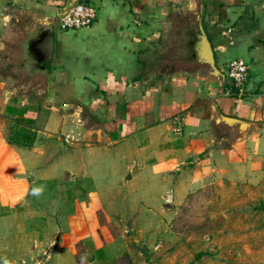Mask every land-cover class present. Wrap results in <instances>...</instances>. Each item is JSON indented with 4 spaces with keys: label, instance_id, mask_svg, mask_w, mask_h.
I'll use <instances>...</instances> for the list:
<instances>
[{
    "label": "crops",
    "instance_id": "crops-1",
    "mask_svg": "<svg viewBox=\"0 0 264 264\" xmlns=\"http://www.w3.org/2000/svg\"><path fill=\"white\" fill-rule=\"evenodd\" d=\"M78 2L96 7L93 24L55 25L51 58L29 59ZM202 7L223 85L173 65L175 26ZM236 58L242 93L227 75ZM66 177L133 218L174 214L215 181L264 184V0H0V264H78L75 243L45 250L30 207Z\"/></svg>",
    "mask_w": 264,
    "mask_h": 264
},
{
    "label": "rangeland",
    "instance_id": "rangeland-1",
    "mask_svg": "<svg viewBox=\"0 0 264 264\" xmlns=\"http://www.w3.org/2000/svg\"><path fill=\"white\" fill-rule=\"evenodd\" d=\"M67 30L57 22L55 32ZM70 179L46 186L39 202L36 191L30 202L45 215L47 252L63 242L75 243L78 264H264V210L257 208L264 184L215 181L189 194L174 214L133 218L130 209L107 211L80 189L91 190L87 181Z\"/></svg>",
    "mask_w": 264,
    "mask_h": 264
},
{
    "label": "water",
    "instance_id": "water-1",
    "mask_svg": "<svg viewBox=\"0 0 264 264\" xmlns=\"http://www.w3.org/2000/svg\"><path fill=\"white\" fill-rule=\"evenodd\" d=\"M75 5L71 3L66 9L61 11L59 17L51 22H48L42 28L41 44L36 46L34 43L30 44V50L28 55L31 59L34 53H38L34 62L37 63L41 59H50L53 52V28L59 22L60 16L64 15L68 10ZM203 7L195 16H191L190 19L184 22L178 23L175 26L174 43L172 48L173 60L180 62L176 65V68L187 70H200L201 68H208L211 75L221 80L223 85L226 81V74L223 72L216 63V57L211 40L208 33L205 30L203 20ZM41 54V56H40ZM226 120L234 121V119L226 117Z\"/></svg>",
    "mask_w": 264,
    "mask_h": 264
},
{
    "label": "built area",
    "instance_id": "built-area-1",
    "mask_svg": "<svg viewBox=\"0 0 264 264\" xmlns=\"http://www.w3.org/2000/svg\"><path fill=\"white\" fill-rule=\"evenodd\" d=\"M97 16V9L94 5L78 2L68 12L59 18V25L62 29H73L89 27ZM249 66L243 58H236L229 62L227 75L239 92H244V86L248 78Z\"/></svg>",
    "mask_w": 264,
    "mask_h": 264
},
{
    "label": "trees",
    "instance_id": "trees-1",
    "mask_svg": "<svg viewBox=\"0 0 264 264\" xmlns=\"http://www.w3.org/2000/svg\"><path fill=\"white\" fill-rule=\"evenodd\" d=\"M257 208L264 210V203H261V205ZM99 251H101V249Z\"/></svg>",
    "mask_w": 264,
    "mask_h": 264
}]
</instances>
